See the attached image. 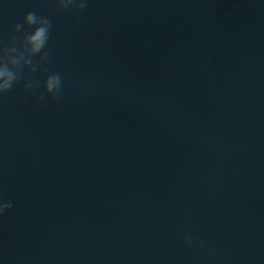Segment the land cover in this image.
<instances>
[{
    "label": "water",
    "instance_id": "obj_1",
    "mask_svg": "<svg viewBox=\"0 0 264 264\" xmlns=\"http://www.w3.org/2000/svg\"><path fill=\"white\" fill-rule=\"evenodd\" d=\"M28 11L64 88L0 97L3 264H264V3L2 0L0 43Z\"/></svg>",
    "mask_w": 264,
    "mask_h": 264
},
{
    "label": "clouds",
    "instance_id": "obj_2",
    "mask_svg": "<svg viewBox=\"0 0 264 264\" xmlns=\"http://www.w3.org/2000/svg\"><path fill=\"white\" fill-rule=\"evenodd\" d=\"M261 2L264 3V0ZM54 4L57 11L75 9L80 13L88 7L89 0H54ZM51 31L50 18L35 11L26 12L22 20L13 25L7 44L0 43V97L10 92L22 76H24L23 89L29 95H34L42 88V94L37 97L38 101H43L46 96L54 100L61 97L64 82L60 73L48 72L42 81L35 80L30 75L38 70L44 71L41 64H48L51 60L49 51ZM36 57H39V62L34 60ZM12 207L11 200L0 197V216ZM183 242L185 245H195L208 251L205 242L194 240L190 233L184 236ZM0 264H3L2 259Z\"/></svg>",
    "mask_w": 264,
    "mask_h": 264
}]
</instances>
